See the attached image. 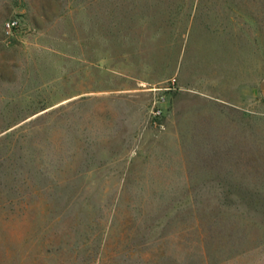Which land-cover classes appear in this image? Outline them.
<instances>
[{
  "label": "rangeland",
  "instance_id": "1",
  "mask_svg": "<svg viewBox=\"0 0 264 264\" xmlns=\"http://www.w3.org/2000/svg\"><path fill=\"white\" fill-rule=\"evenodd\" d=\"M0 264H264V0H0Z\"/></svg>",
  "mask_w": 264,
  "mask_h": 264
},
{
  "label": "crops",
  "instance_id": "2",
  "mask_svg": "<svg viewBox=\"0 0 264 264\" xmlns=\"http://www.w3.org/2000/svg\"><path fill=\"white\" fill-rule=\"evenodd\" d=\"M200 92L194 90H184L180 92L181 97L188 98L190 96H198ZM174 108L169 114H167L165 123L160 128H152L146 123L137 137L134 139L133 152H186L188 147V141H196L199 139L194 133H190L188 136L182 132H176V124L181 123L180 110L175 103ZM191 112H188V123L191 125L201 123L196 120L195 116H192ZM200 118V117H199ZM148 122V121H147Z\"/></svg>",
  "mask_w": 264,
  "mask_h": 264
},
{
  "label": "built area",
  "instance_id": "3",
  "mask_svg": "<svg viewBox=\"0 0 264 264\" xmlns=\"http://www.w3.org/2000/svg\"><path fill=\"white\" fill-rule=\"evenodd\" d=\"M13 24V22H12ZM8 26H10V23L7 24ZM153 114L155 115L156 118H158L161 114V110L158 108L155 111H153Z\"/></svg>",
  "mask_w": 264,
  "mask_h": 264
}]
</instances>
